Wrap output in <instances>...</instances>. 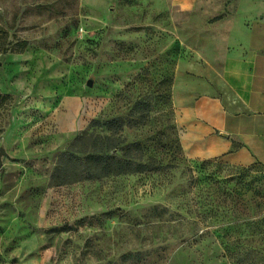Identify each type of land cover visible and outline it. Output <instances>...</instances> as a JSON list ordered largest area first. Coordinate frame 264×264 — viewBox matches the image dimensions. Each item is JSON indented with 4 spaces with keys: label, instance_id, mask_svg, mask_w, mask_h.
I'll return each mask as SVG.
<instances>
[{
    "label": "rangeland",
    "instance_id": "1",
    "mask_svg": "<svg viewBox=\"0 0 264 264\" xmlns=\"http://www.w3.org/2000/svg\"><path fill=\"white\" fill-rule=\"evenodd\" d=\"M223 16L0 0V264H264V164L181 145V107L223 96Z\"/></svg>",
    "mask_w": 264,
    "mask_h": 264
},
{
    "label": "crops",
    "instance_id": "2",
    "mask_svg": "<svg viewBox=\"0 0 264 264\" xmlns=\"http://www.w3.org/2000/svg\"><path fill=\"white\" fill-rule=\"evenodd\" d=\"M171 3L186 14L204 15L217 7L225 16L206 29L214 40L227 36L219 50L223 54V96L201 98L181 107L182 148L190 157L217 158L242 166L264 164V0ZM207 51L214 52L211 45Z\"/></svg>",
    "mask_w": 264,
    "mask_h": 264
},
{
    "label": "trees",
    "instance_id": "3",
    "mask_svg": "<svg viewBox=\"0 0 264 264\" xmlns=\"http://www.w3.org/2000/svg\"><path fill=\"white\" fill-rule=\"evenodd\" d=\"M4 46V41H3V35L1 34V32H0V53H6L8 50V48L6 49V48H4L3 47ZM0 98H4V97H0ZM253 164H260V163H253ZM253 164H251V165H253ZM251 165H249V166H246V169H250V168H248V167H251ZM226 193V192H225ZM228 196H229V194H228V192L226 193ZM219 238H220V234H218L217 235Z\"/></svg>",
    "mask_w": 264,
    "mask_h": 264
},
{
    "label": "water",
    "instance_id": "4",
    "mask_svg": "<svg viewBox=\"0 0 264 264\" xmlns=\"http://www.w3.org/2000/svg\"><path fill=\"white\" fill-rule=\"evenodd\" d=\"M5 154V150L1 147L0 148V167H1V156Z\"/></svg>",
    "mask_w": 264,
    "mask_h": 264
}]
</instances>
